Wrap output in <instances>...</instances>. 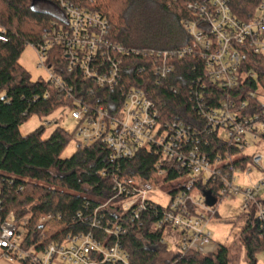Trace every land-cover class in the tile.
Listing matches in <instances>:
<instances>
[{
  "label": "built area",
  "instance_id": "obj_1",
  "mask_svg": "<svg viewBox=\"0 0 264 264\" xmlns=\"http://www.w3.org/2000/svg\"><path fill=\"white\" fill-rule=\"evenodd\" d=\"M57 1L64 23H55L43 42L31 46L38 55V67L47 73L44 81L69 100L60 112L75 124L71 139L76 150L98 143L108 150L114 164V196L84 221L88 232H68L62 239L47 243L45 236L62 216L42 217L38 239L27 218L18 220L14 212L5 213L0 183V264H132L124 239L137 224L140 228L150 224V233L167 227L178 232L174 250L168 249L164 239L160 248L148 240L149 250H160L159 256L161 253L165 260L160 264H178L188 254L215 255L222 246L213 240L208 228L217 217V206L240 195L244 200L242 213L258 222L264 242V178L242 188L235 176L242 173L249 177L253 173L250 164L264 172L263 155H243L264 134V94L251 92L244 102L240 95L233 96L241 82L243 64L251 56L264 57V0L248 21L233 15L228 0L194 2L189 7L195 20L184 21L192 44L179 51L150 53L158 84L174 73L172 60L194 56L202 62V76L190 86L192 109L198 117L194 125L180 117L165 121L156 104L139 88H123L118 93L112 101L115 113L95 99L92 89L76 95L75 88L49 65L54 48H62L68 73H80L98 88L110 90L123 85L126 60L134 51L110 39L111 26L101 14L69 0ZM7 41L2 29L0 42ZM248 76L255 75L251 72ZM173 93L177 94L176 90ZM215 136L225 146L224 153L216 149ZM143 151L158 157L153 175L148 179L124 175L121 163ZM173 179H181L184 185L172 191L167 205L162 206L153 195L155 181ZM206 194L215 200L213 206ZM78 218L83 219V215ZM154 225L157 231H152ZM259 255L264 263V250Z\"/></svg>",
  "mask_w": 264,
  "mask_h": 264
},
{
  "label": "trees",
  "instance_id": "obj_2",
  "mask_svg": "<svg viewBox=\"0 0 264 264\" xmlns=\"http://www.w3.org/2000/svg\"><path fill=\"white\" fill-rule=\"evenodd\" d=\"M69 1L105 17L111 26L110 39L134 51L126 60L123 85L110 90L98 88L84 80L80 73H68L62 48H54L49 55V65H54L57 74L75 88L76 95L80 92L85 95L92 89L95 99L115 113L117 108L112 101L117 99L118 93L123 88H139L156 104L165 121L180 117L187 124H196L198 117L192 109L190 86L202 76V62L194 56L172 60L174 73L158 84L150 53L174 52L191 45L184 21L195 20L189 6L204 0ZM228 1L233 15L248 21L261 0ZM64 21L57 0H0V33L5 30L8 39L6 43L0 42L2 202L5 213L14 212L18 220L28 219V227L38 239L42 232L40 219L48 214H60L62 220L53 223L51 233L45 236L47 243L62 239L68 232H88L90 228L84 221L88 222L92 212L114 196V164L102 143L65 157L72 134L63 128L57 127L48 137H45V125L26 136L21 133L22 125L33 116L48 118L69 103L52 85L43 80L33 81L20 62L27 46L43 42L53 31L54 24ZM251 72L254 77L248 76ZM240 78L233 96L240 95L241 102L248 100L251 92L264 94V57L251 56L243 64ZM216 140L215 136L216 149L224 153L225 146ZM261 140L264 141V134ZM157 160L153 153L139 152L134 159L121 163V171L130 177L148 179L154 173ZM79 214L83 219L78 218ZM244 218L246 225L241 232V242L246 250L245 264H258L256 257L264 250L259 224L251 217L244 215ZM149 227L150 224L144 228L137 224L124 239L132 264L161 262L160 250H149L147 242L160 248L162 230L150 233ZM237 252L233 247L222 246L215 255L188 254L178 264H242L241 254Z\"/></svg>",
  "mask_w": 264,
  "mask_h": 264
},
{
  "label": "rangeland",
  "instance_id": "obj_3",
  "mask_svg": "<svg viewBox=\"0 0 264 264\" xmlns=\"http://www.w3.org/2000/svg\"><path fill=\"white\" fill-rule=\"evenodd\" d=\"M20 62L22 66L28 71L31 75L33 81L38 80H47V73L44 69L38 67V55L34 48L29 45L25 48ZM42 125L46 126L45 137L50 136V134L57 128L61 127L69 134H73L75 130V124L71 120L70 116L62 114V111H57L54 115L41 119L38 116H33L30 120L22 125L21 133L26 136ZM76 151L75 143L71 139L65 157H70ZM254 154L263 155L264 158V141L259 140L256 144H252L249 149L246 150L244 156H252ZM235 159H239V156H236ZM253 169V173L249 177L244 176L242 173H237L235 176L237 178V185L242 188L250 187L252 183L257 182L259 179L264 178V172L257 168L254 164H250ZM261 168L264 170V159L261 164ZM184 185V181L181 179L173 180H158L155 181V192L154 197L156 201L162 206H166L170 193ZM262 199H264V192L261 194ZM243 196H236L222 200L217 206V217L214 222L208 228L212 234L213 240L221 245L233 247V249L238 250V254H241V263L245 264L246 262V250L241 242V232L246 225V218L242 213L243 205ZM158 226L154 225L152 231H157ZM163 239L169 250H174L175 244L178 239V232L172 227H167L162 231ZM160 261H165L160 253ZM258 264H264L262 257L258 255L256 257ZM236 263L237 260H236ZM1 264H8L6 262H1ZM20 264V263H13Z\"/></svg>",
  "mask_w": 264,
  "mask_h": 264
},
{
  "label": "water",
  "instance_id": "obj_4",
  "mask_svg": "<svg viewBox=\"0 0 264 264\" xmlns=\"http://www.w3.org/2000/svg\"><path fill=\"white\" fill-rule=\"evenodd\" d=\"M206 195H207V198H208V204L213 206L215 204V200L212 197H210L209 194H206Z\"/></svg>",
  "mask_w": 264,
  "mask_h": 264
}]
</instances>
